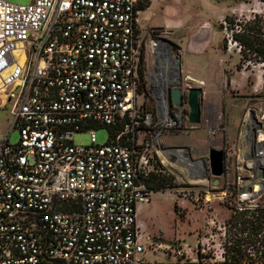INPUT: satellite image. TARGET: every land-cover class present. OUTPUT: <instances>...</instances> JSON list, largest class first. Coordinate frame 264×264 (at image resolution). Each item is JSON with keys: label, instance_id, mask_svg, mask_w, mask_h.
<instances>
[{"label": "built area", "instance_id": "built-area-1", "mask_svg": "<svg viewBox=\"0 0 264 264\" xmlns=\"http://www.w3.org/2000/svg\"><path fill=\"white\" fill-rule=\"evenodd\" d=\"M138 2L0 0V108L9 106L8 128L0 136V264H144L150 244L137 212L154 193L147 183L153 162L182 167L187 182L174 190L195 204L218 199L232 206L231 215L264 212V204H256L264 196L259 107L252 104L241 121L244 151L231 152L234 183L216 191L220 178H205L201 157L195 160L188 148L165 144L192 128L186 104L170 108L164 92L163 106L157 89L152 108L139 103V91L148 90L149 82ZM223 25L227 51L242 55L235 36L245 32L244 25ZM256 117L258 129L249 125ZM115 127L119 131L110 141L97 143L96 131ZM81 132L90 134V145L75 144ZM13 133L19 136L16 143L10 141ZM198 162L203 169L194 173ZM230 172L226 160L221 178ZM227 243L215 251L209 237L199 239L196 260L226 263ZM247 253L264 260V248Z\"/></svg>", "mask_w": 264, "mask_h": 264}, {"label": "rangeland", "instance_id": "rangeland-1", "mask_svg": "<svg viewBox=\"0 0 264 264\" xmlns=\"http://www.w3.org/2000/svg\"><path fill=\"white\" fill-rule=\"evenodd\" d=\"M154 1L155 4L152 10L144 15H151L152 20L149 25L153 24L166 28L169 26L173 27L172 30L174 33H177L178 36L182 35L180 40L174 39V42L178 47L180 46L183 49L187 47V41L188 38H190V31L186 34L184 32H186V29L189 28L192 23L197 22L200 18L203 19V21H209L213 24L214 31L212 41L207 53L199 56L184 55L185 61L189 63L191 60L196 71L204 64L211 69H217L220 59L237 61L238 54L234 52H232V55L222 54L217 50L220 45H222L224 50L227 51L228 49L227 40L223 32V22H226L229 29H234L237 24H243L246 29L247 24L256 20L258 21L257 25L263 28L262 32L264 33V0ZM10 2L14 4H27L30 0H10ZM157 3H159V5H157ZM240 3H242V5L238 9L232 10L230 14L226 15L228 20H226L225 17L220 21V17L223 16L227 8L237 6ZM167 7L170 8L168 9ZM179 24H181V26ZM159 32L153 31L150 37H146L144 40L142 39L146 48L143 70L148 77L149 89H140L139 103H144L145 108H152L154 106L152 93L153 90L157 89L155 80L158 72L155 71L157 63L156 59L153 58L151 54L150 45L151 42L154 41V39L151 38H154ZM168 46L171 50L170 55L178 50V47L174 46L172 42H170ZM239 57L240 60L242 59V69L249 71L248 87L244 90H233L228 93L224 91V87L221 88L223 95H226L221 102L222 106L219 110V112L222 113L217 115L213 112L206 115L203 110L200 126L192 127L188 129L187 133L182 135L178 134L179 136L177 135V137L165 139V143L171 147L188 148L195 160L207 155L210 148L222 149L230 153L229 155L226 154V159L231 172L225 179H219L218 189L216 191L222 190L225 187V183L232 185L235 177L233 172L236 167V158L231 155V152L237 151L238 143L228 142V135L223 129L225 127L228 128L229 125H233L235 121L229 116V107L236 106L237 110L240 112L238 118L242 121L245 112L239 105L247 100L249 101V97L251 96V101L253 105H255L254 107L262 109V115H264V66H258L250 56L243 57L239 55ZM249 61L251 62L247 64ZM258 77H260L261 86L260 89L255 90L256 92H253L251 86L256 83ZM191 84L194 85V82L191 81ZM212 94L217 93L211 92L210 97H212ZM185 113L187 115L189 113L187 105L185 106ZM8 114L9 106L5 109L0 108V136L2 133H5L8 128ZM212 130L217 131L216 135L212 136L210 134ZM95 135L98 144L102 145L107 143L109 133L106 128L99 129L95 132ZM18 139L19 136L17 133H13L10 137L12 143H16ZM90 140L89 133L81 132L76 133L74 136L76 145H90ZM153 167L157 172L163 168H161L160 164L157 162H153ZM162 171H164L163 173L171 175L176 185L187 182L186 172L179 165H173V167L168 168L164 167ZM209 180L210 183H213L212 181L214 179L212 180L211 177ZM256 204H264V196L261 197ZM231 209V205L218 199H213L207 204L203 202L195 204L190 197H184L178 194L174 189L154 192L151 195V202L139 207L137 216L138 223L143 230L144 241L148 243V245L150 244V247L148 246L146 253L143 255L144 264H228L218 258L217 260L213 258L207 259L206 261H197L196 242L203 237H209L210 247L212 246V249L215 248L216 251L220 245L222 247L225 245V240H231V233L228 231L227 234L224 228L226 220L232 213ZM211 220L215 221L214 226L208 224ZM180 252L182 255L178 254Z\"/></svg>", "mask_w": 264, "mask_h": 264}, {"label": "crops", "instance_id": "crops-1", "mask_svg": "<svg viewBox=\"0 0 264 264\" xmlns=\"http://www.w3.org/2000/svg\"><path fill=\"white\" fill-rule=\"evenodd\" d=\"M154 4H155V1L150 0V6L147 9L143 11H138L137 18H138V28H139L140 38L144 40V38L151 36V32L160 31L159 33L156 34L154 38H151V39L164 38L172 42L174 46H177V44L174 41L177 39L180 40L182 35L178 36L177 33H174V31L172 30L173 27L171 26L166 28L163 26H158V25H153V24L149 25V23L152 20L151 15L144 16L145 13L152 10V8L154 7ZM157 5H159V3H157ZM241 5L242 3H240L237 6L227 8L223 16L220 17V21L223 18H225L226 15L230 14L232 10L238 9ZM167 8L169 9L170 7H167ZM179 25L181 26V24ZM189 31H190V34H189L190 38H188L187 47L183 49L180 46L179 47L177 46L178 50L172 55H175L177 53L180 54V58L182 60L181 70H182L183 79L184 80L188 79L187 82L189 86L202 87L203 89V99H202V107H201L202 111L204 110L206 115L213 113V112L219 115V113H222V112H219L222 106L221 102L223 101V98L226 96V95H223L221 88L224 87L223 89L224 91H227V93L233 90L246 89V87H248L249 71H247L246 69L238 68V65L240 63L239 55H237V61L236 60L226 61L224 59H220L219 66L217 69L215 68L211 69L210 67L204 64L203 66L199 67L196 71L192 65V61L190 60L189 63H187L185 61L184 55L188 54L192 56H199V55L206 54L211 45L214 26L209 21H203V19L199 18V20L195 23H192L190 27L187 28L186 32L184 33L186 34ZM153 43H156V42L155 41L151 42L150 51H151L153 58L156 59L157 66L155 67V71L159 73V70H166L168 72V76H170V74L171 75L174 74L175 72L170 67L169 62L168 63L164 62L162 59L164 55V51H162L163 49L158 48L157 46H152ZM217 50H219L222 54H230V55L233 54L231 52L224 50L222 45H220L217 48ZM170 53H171V50H170ZM170 63H173V57ZM191 81L194 82V85L191 84ZM260 82H261L260 77H258L256 83L253 86H251V89L253 90V92H256L255 90L260 89V86H261ZM186 87L187 85L184 84V88ZM211 92H215L217 94H212V97H210ZM251 99L252 97L250 96L249 101L247 100L244 103H241V105H239L242 108V110H244V112L253 104ZM228 113H229V116L232 117V119H234L235 121L233 125H229L228 128L225 127L224 130L226 131L228 135V139H229L228 142L231 141V142L238 143L236 152L239 155H242L244 151L243 150L244 144L239 138L241 120H239L238 115L240 114V112L237 110L236 106L235 107L230 106L228 109ZM137 216H138V212H137ZM137 220H138V217H137Z\"/></svg>", "mask_w": 264, "mask_h": 264}, {"label": "trees", "instance_id": "trees-1", "mask_svg": "<svg viewBox=\"0 0 264 264\" xmlns=\"http://www.w3.org/2000/svg\"><path fill=\"white\" fill-rule=\"evenodd\" d=\"M150 6V0H139L137 11H143ZM228 20V17H226ZM258 21L254 20L247 24L245 32L238 34L235 38L242 44L244 51L242 56L248 57L255 55L257 61L264 62V33L263 28L257 25ZM257 29V30H256ZM242 59L238 68L242 67ZM109 133L108 140L119 131V127L107 129ZM162 168V166L160 165ZM164 168V167H163ZM162 168V169H163ZM162 169L152 172L147 180L149 188L153 192H161L165 190H173L177 186L174 178ZM228 231L231 233V240L226 244V263L228 264H257L263 263L264 260L250 257L247 250H256L264 248V239L260 240L259 235H264V212L262 209L246 210L234 214L226 222ZM230 236V235H229Z\"/></svg>", "mask_w": 264, "mask_h": 264}, {"label": "water", "instance_id": "water-1", "mask_svg": "<svg viewBox=\"0 0 264 264\" xmlns=\"http://www.w3.org/2000/svg\"><path fill=\"white\" fill-rule=\"evenodd\" d=\"M206 26V25H205ZM157 42H165L166 45L170 41L158 38L154 39ZM173 56V63H170V67L174 70V76L169 77V82L164 85V92L166 99L169 103V107H177L179 105L186 104L189 109L187 116V123L191 127H196L201 125L202 120V99H203V89L200 86H189L187 80L183 79L182 75V60L180 54L177 53ZM184 84L187 85L184 88ZM201 160L207 164V170L205 173V178H209V175L215 179L223 177L225 174L226 166V152L222 149L210 148L208 154L201 157Z\"/></svg>", "mask_w": 264, "mask_h": 264}, {"label": "bare ground", "instance_id": "bare-ground-1", "mask_svg": "<svg viewBox=\"0 0 264 264\" xmlns=\"http://www.w3.org/2000/svg\"><path fill=\"white\" fill-rule=\"evenodd\" d=\"M157 43H161L164 46H161V48L163 49L162 51H164V57H163V61L164 62H169L172 61V57L170 55V50L168 45H166L165 42H157ZM152 46H156V43H153ZM172 64V63H171ZM166 65V64H164ZM161 72L158 73V75L156 76V87L158 89V93H159V97H160V102L163 106H165V98H164V85L167 84V82H169V77H173L174 74H170V76H168V72L166 70H160ZM252 114L256 115L257 111L256 110H252L251 112ZM249 125H251V127L253 128H260V124H259V120L257 119V117L255 118V120H252ZM203 169V166L200 162L198 163H193V167L191 168V171H193L194 173H200L201 170Z\"/></svg>", "mask_w": 264, "mask_h": 264}, {"label": "flooded vegetation", "instance_id": "flooded-vegetation-1", "mask_svg": "<svg viewBox=\"0 0 264 264\" xmlns=\"http://www.w3.org/2000/svg\"><path fill=\"white\" fill-rule=\"evenodd\" d=\"M156 46L158 47V48H160L161 46H164V45H162L161 43H156ZM143 47H144V49H145V51H146V48H145V43L143 42ZM165 47V46H164ZM166 48V47H165ZM144 51V59H145V54H146V52ZM165 55V54H164ZM164 55H163V57H164ZM162 61V60H161ZM159 72H161L160 70H159Z\"/></svg>", "mask_w": 264, "mask_h": 264}]
</instances>
